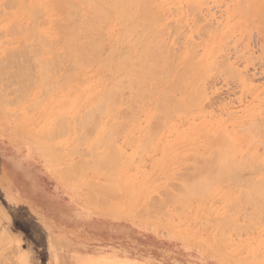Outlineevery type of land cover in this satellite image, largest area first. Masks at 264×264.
I'll return each mask as SVG.
<instances>
[{"label":"rangeland","instance_id":"1","mask_svg":"<svg viewBox=\"0 0 264 264\" xmlns=\"http://www.w3.org/2000/svg\"><path fill=\"white\" fill-rule=\"evenodd\" d=\"M256 1L257 0H251L253 4L255 3L257 4H255L254 6L250 5L251 7L248 8L250 12H252L253 9L257 10L259 7L260 9L262 8L263 5L262 2L264 3V1L262 0L261 1L258 0L257 2ZM71 2L72 4H70ZM81 2H82L81 0L80 1L78 0H49V1L45 0L44 1L43 0V2L42 0H25V1L16 0V2L14 0H0V71L6 70L7 74L10 76L9 77L7 75L8 79L11 78V80L9 79L7 82L10 83L9 81H12L15 84L14 85L12 82H11L12 84L11 83L8 84L6 82L7 83L6 85L5 80L0 78V90H2L0 92V96L1 93L4 92L0 98L1 100L0 105L2 106V107L0 106V264H75L72 261L73 254L77 257V259L90 258L93 256V258H95L96 260H100V259L103 261L120 260L121 262L123 261V263L129 261L127 262L128 264H242V263L264 264V216H263L264 214L262 213L264 212V203L263 201L262 202L254 201L256 206L258 207L256 206L252 207V205H254V202L252 201L251 202L252 208H251L250 206L243 204L246 201V199L244 198V196H242V194H240L242 192L241 190L243 189H244L243 191L244 193L245 190L247 192L248 189H249L248 191H251L250 189H253L251 185L254 184H249L248 182L251 181L250 183H252L254 181L257 182L264 180V170H262L264 167L262 165L264 164V132H263L264 129L262 130L261 128L260 130V125L264 122V116H263L264 114V30L263 29H262L263 31L260 30L261 27H260L259 14L255 16L250 14L247 17L248 14H245L242 10H240L241 8H238V6L240 7V5L237 4L238 2H240V0H167V1L162 0L161 2L160 0H150L149 3L147 2L148 3L147 5H145L146 4L145 2L144 4L142 3L141 9L142 7L144 8L147 7L146 9L148 10L154 8L151 10L152 13L153 12L155 13V11L156 13L157 11L160 12L158 17H160L162 14L160 18L157 17L156 19L158 20L157 23H155L156 25L158 24L157 27L155 26L156 29L154 31L153 29H151L152 31H150L153 32V34L150 33L149 35L147 31H146L147 33L146 32L143 33L142 31H140V29H134L135 33L130 35L131 37L129 35H125L126 37L127 36L129 37L128 39L126 37H123L122 33L119 35L120 31L123 32V29H120L122 27V23L120 25L119 23L120 19H118L119 18L118 13L115 14L113 12L111 14V17L109 16L108 18L104 19L106 20V22L101 21L100 22L101 24L99 23L98 31L97 30L96 32L94 31L95 34L92 35L93 38H96V41L99 38L101 41L100 44L98 43L99 40L97 41V44L99 46L97 47L101 49H99L98 51L94 50V52H98V53H96L97 55H92L95 56V58L92 57L93 58L92 60L90 55L93 54V50L89 51L91 52L89 54L86 53L87 55L84 54L85 56L83 55L84 58H82L80 55L72 56V54L71 55L68 54L69 52L66 53L67 52L66 49H62L63 47H65V43H64L65 38L63 37L67 35L65 30L66 27L63 23L67 22V24L65 23L67 26L73 23L74 19H76L79 16H80L79 18H83L87 15L88 16L90 15L88 6L87 5L85 6V3H81ZM164 3L165 5H163ZM63 5L65 8L69 7V9L67 8V10H65ZM61 6L64 9V11L63 10L61 11ZM149 6H151L150 9ZM24 7L25 10L30 9V11H25ZM235 7H237V10ZM156 8L158 9L156 10ZM33 9L35 12L34 13L35 16H37L36 18L33 17V15H30V12H33ZM37 9H39L40 12H37L38 11ZM85 10H87L88 12ZM74 11L77 13L79 12L78 16L76 17L74 16L75 15ZM69 12L71 13V15H69L70 14ZM241 12H243L244 14ZM36 13H38V15ZM72 13L74 15H72ZM240 13L243 18H245L246 16V18L248 19L250 18V19L249 20L243 19L240 16ZM68 16L70 20H68ZM255 17L257 18L255 19ZM79 18H77V20ZM161 18H162V22L159 21V19L161 20ZM31 19L33 20V22H31ZM43 19L45 22L43 21ZM253 19H255V21ZM252 20L253 22H251L250 24V21ZM16 23L18 26H16ZM55 23H57V26L63 24L64 27L62 26L63 27L62 28L60 26L59 28L58 26L57 28H55L56 27ZM208 24H210V27ZM216 24L219 26V28H217L218 26ZM11 25H13L14 27ZM44 26H46V28ZM17 27H19L20 29ZM29 27L30 29L31 28L32 29L30 30ZM159 27H162L163 31L161 29L160 31H158ZM49 30L51 31V33ZM156 30L157 32H160L158 33L159 35L160 34L162 35L157 37L156 34H154ZM35 31L37 37L41 36L40 38L42 39L46 38L47 42L45 41V43L47 45L44 42H42L43 40H41L40 38L39 41L38 38H34L36 36L33 37L32 34L35 35ZM37 32L39 33V36ZM97 32L99 34L96 35ZM136 32H140L138 34L139 35L142 34V35L140 36L141 39L136 43L138 44V47L136 45V48H134L132 47V44L135 42V40L132 42V44H130L131 42L130 38L137 35ZM144 34L145 35L147 34L150 37L146 35L145 38L147 37L148 38L143 39ZM94 35H96L97 37H95ZM153 35L156 36V38L154 37L155 39L153 41L152 40L150 41ZM83 37L82 35L80 36L81 38L80 41L82 42L83 40L85 41L86 39V37L85 38ZM120 37L123 40L122 39L119 40ZM124 38H126L127 41ZM112 39H115L116 42L118 40V43L119 41H121V44L125 40L124 43L127 45L125 46L124 43L122 46L118 43H117L118 45L114 44L116 42ZM142 39L143 41H141ZM48 40L49 41L51 40L50 41L51 43L48 42ZM158 40H161L163 42L160 43V45H162L163 47L159 46L158 43L157 45H155L156 43L152 44L153 42L155 41L157 42ZM144 42L146 45L144 44ZM36 43L37 44L39 43V46L36 45ZM41 43H44L45 47ZM112 43L117 47L111 45ZM25 44L27 49H24ZM32 44H35V46ZM40 46L41 47L43 46L42 48L45 51L42 50ZM50 46L51 48H49ZM148 46L149 47L157 46L154 49L151 48L154 51L157 48L160 49L157 50L158 52L155 51L156 53L154 51L152 52L155 53L154 55H152L155 59L157 55L159 56V53L161 52V48H164L165 50L162 49L164 50L162 51L164 54L162 58H164V61H166L167 59L166 62L168 64L170 61L173 62V63L170 62L171 64H169V65H173L172 70H171V66H169L167 63L165 62L160 63L159 68L163 67V65H165L164 68L165 67L166 68L165 69L163 68V70L160 71L158 69L159 72L157 73L158 75L154 78L155 80L149 79L150 81L145 80V82L143 83L145 85L143 87L148 86L147 87L148 92L145 91L146 88L144 90L140 88L141 86L136 87L137 86L136 84H135L136 86L134 84L131 85L132 83H135V81L134 82L129 81V84H127L126 83L127 81H125L128 89H126V85L123 84L125 86V88H122L125 89L123 94L128 93L130 90L133 91L132 93H134L136 89L139 88V91L137 90L138 93H136L137 92L136 91L133 94L135 98L133 97L131 92H129L130 94L128 93V95L127 94L125 95L128 96V98L127 97L121 98L124 95H122V93L119 92L118 96L116 97L118 92L116 93V91H112L113 92L112 93L110 91V87L108 89L106 87L109 85H111L112 87V85H114L112 89L115 90L114 88L117 84V81L119 83L117 84V86H119L121 80V79L118 80L119 78L117 79L116 77L124 76V78H122L124 80L125 76H128L126 72L130 74L129 71H127L126 69H124V67H122L120 62L128 59V56H126L128 54L129 56L138 59L136 55L137 54L139 55V53L143 54L141 52H144L145 47ZM112 47L115 48L113 49ZM126 47L127 49L124 50V48ZM116 48L117 51L119 50L118 48H120L122 52H119L120 50L118 52L115 51ZM132 48L133 50H131ZM108 49L109 50L111 49L110 50L111 52L108 51ZM169 49H171L170 51L172 54L169 53L170 52ZM49 50H52L54 52H52V54L50 55L48 54L50 53ZM42 51H44L43 53H45V55L41 54ZM46 51L48 52L46 53ZM116 52L117 54H115ZM125 52L126 55H124ZM105 53H109V56H107L108 54H106L107 56L106 57ZM111 53L112 55H114V57L110 56ZM168 53L171 55L170 57L169 55H167ZM57 54H60L61 57H59ZM120 55L121 56L123 55L126 58L124 57V59H122L123 58L122 56L120 60L119 59L121 57ZM192 55L194 56L192 57ZM78 56H80L82 60L79 59L77 61H79L80 63L84 61L83 62L84 65L82 64V66H80V63L76 62ZM89 56L91 60L88 58ZM104 56L105 58H103ZM167 56L168 58H166ZM72 57L73 59H71ZM112 58L113 59L115 58L114 61ZM57 59L58 61H55ZM88 59L91 62L88 61ZM68 60L70 61L69 68H68L69 65ZM38 61L39 63H37ZM41 61L43 62L41 63L43 64V66L46 63H49V65L47 66L45 65L46 67L44 66L46 69H48L51 66L50 64H52L51 62L53 61V66L50 67L51 70L49 69L50 71H46L45 68L43 69V66L41 67V65H39ZM112 61L113 63H111ZM62 62L63 64H61ZM188 62L189 65H187ZM107 63H109L110 65L109 64L107 65ZM224 63L227 64L225 65ZM119 64L121 68H119ZM18 65L20 67L27 65L29 66L24 67V69L22 68L23 72L20 74L19 72H17L19 71V69H17ZM175 65L176 67H174ZM14 66H16L15 68L17 69V71L14 68ZM168 66L170 67V69H167ZM36 67H38V69H40L41 67L43 71L41 69L38 70ZM112 67L114 69L113 71H115V72L112 71L113 73L110 71ZM185 67H187L189 70L193 71L194 73L186 74V75H184V73L180 74L179 72L184 70ZM228 67L230 68L228 69ZM66 68H68V71ZM117 68H119V70H117ZM187 68H185V70H188ZM53 69L56 70L58 69V71L55 72V70ZM168 70L171 71V74L167 73ZM36 71H38V73ZM51 71H54L53 74L55 73L56 74L53 75L49 73ZM116 71L118 72L117 75H115ZM30 72L33 75L29 74ZM163 72L166 73V74L164 73L166 77L163 76ZM40 73L42 75L41 77H39ZM71 74H73V77ZM67 77L69 78L71 77V79L66 81ZM98 77L100 79H98ZM29 78H31L32 80ZM62 79L65 81L62 82ZM161 79L164 80L162 81ZM20 80L25 82L23 83V85L25 84V87L21 85L22 83H19ZM41 80H44L48 83L45 82L46 83L45 85L44 81ZM156 80L157 82L161 81L159 82L160 85H158V87L157 84H155ZM14 81L16 82L18 81V82L16 83ZM55 82H57L58 85H56ZM29 83H31L32 85ZM43 83L45 88L43 87ZM59 83L60 84L62 83L63 85L65 84V86L62 87L63 90L61 87L58 88L60 86ZM181 83L186 87H184V89H177V87ZM49 84H51V86L53 85L52 86L53 89ZM62 84L61 86H63ZM152 84H154V86ZM173 84H176V86H173ZM151 85L160 94H163L161 92L163 91V89H166L167 86L169 87V88L167 87L168 88L167 100L169 101L166 100V102L167 105L169 104L168 106H171V108H167L166 111H164V113L162 112L163 110H161L162 113L157 112L159 110L158 104H157L158 110H156L157 108H155L156 106L154 105L156 104L155 100L158 98H160L159 100H161V97H154L155 98V100H153L154 104L152 102V95H159V93L151 92L152 91L151 89H153ZM103 88L106 90V93L109 90V93L107 94L104 93L106 95V98L104 99V101H102L103 98H101L100 101V97L101 95H104L102 93L103 91H105ZM133 88L135 90H133ZM120 89L121 87L119 88V90ZM149 89L152 94L149 93ZM174 89H176V91ZM40 90L44 92V96H42L43 93H40L41 92ZM140 90L143 92V94L147 92L146 93L147 95L144 94L145 95L144 96L140 92ZM195 90L201 92L196 94ZM78 93H80V95ZM111 93L112 94L115 93V95L111 96ZM120 93L122 96H120ZM108 94H110L109 96H111L110 100L111 99L114 100L118 98V102L120 101L122 105L120 104V102L119 103L114 102L115 105L113 104V102L111 104V102H109L110 100L109 99L107 100ZM130 95H132V99H130L131 98ZM195 95L197 96L194 97ZM139 96L140 98H137ZM147 96H149V98ZM143 97L146 98V100H143ZM4 98L7 100L5 101ZM2 99L6 103L2 101ZM14 99L18 101L15 102ZM120 99L121 100L125 99V100L121 101ZM133 99H135V101L139 99L140 102L138 100L136 102L134 101L135 102L134 105L136 109L139 106V111L138 109L136 110V113L138 112L137 115L135 114V112H133V117L135 115L136 117H134L135 120L131 121L130 120L132 118L131 110L135 108L133 105L134 102L132 103ZM182 99L183 101L187 100V103L186 105L184 104L180 106L179 104L182 103L181 102ZM11 100H13L15 103L12 104ZM130 101L132 104L129 105H132L133 108H131L132 106L131 107L128 106V103H130ZM9 102L12 105H9ZM105 102L106 105L107 102L109 106L113 105L110 106L113 109H109L108 105L107 107L104 106ZM143 102H146V104ZM60 103H62L61 106ZM138 103L139 105H136ZM95 104H97L98 107L102 104L100 109L104 107V113L103 111H99L100 109L97 110V108H94L95 111L96 110L98 111L97 114L99 115L97 116H99V118L96 116L97 111L92 112L93 110L92 108L97 106ZM150 104L152 105V107ZM164 104L166 103L164 102ZM71 106H75V107H71ZM178 106H180V108ZM129 107L131 108V110L128 109ZM49 108L50 111H48ZM67 108L69 110L64 111ZM88 109L89 110L92 109L89 112V114L91 112L95 113L92 114L91 116L94 115L95 116L94 118L97 117L96 119H99L100 122L97 123V127H95V129L91 127L92 129H94L92 131L93 132L92 134H91L90 126H93L97 121L94 123V120H92L94 124L93 123L91 124L93 125H90L88 123L89 120H86V118L89 117L87 115V112L89 111ZM170 109L172 110L171 112L174 116H172V114L170 115L171 113L169 111ZM167 110L169 113L167 112ZM82 111H84L85 113L83 114ZM132 111H135V109ZM14 112L15 114H13ZM60 112L62 114H60ZM128 112L131 114V118H130V114L129 115L127 114ZM154 113L155 114L157 113V115H155ZM166 113L167 115H170V117L167 116L169 119L165 118ZM15 115L17 118L20 117L18 119L16 118V121H15ZM23 115L24 118L21 117ZM38 115L41 116L42 118L39 117ZM65 115L66 117L68 116L67 117L68 120L67 119L64 120V118H66ZM76 115L78 118L76 117ZM114 115L116 116L114 117ZM159 115L161 117H157ZM47 116L49 117L47 118ZM81 116H83V119H81ZM84 116L87 117L85 118ZM152 116L153 117L155 116L156 123L153 122L154 118ZM57 117H61L59 118V120L60 119L62 120L59 121ZM116 117L118 118L117 120L114 119ZM124 117L125 119L129 118V122L131 121V123L127 125L126 122H128V120L124 122L123 121L125 120L123 119ZM156 118L158 119L162 118L160 120L161 123L159 122L158 119L156 121ZM255 118H257V120H259L260 122L255 123L256 122ZM56 119L57 121L59 122L62 121V122L59 123L56 121ZM166 119L167 122L165 121ZM253 119L255 121L254 122L255 125L254 123L252 125L254 126L250 125V123L253 122ZM63 120L66 121L65 122L66 124H64ZM150 120H152L151 121L152 124H155L154 126L152 125V128L154 127L153 128L154 131L151 129V127L149 128V126H151L148 125L150 123L149 122ZM250 120H252V122ZM79 121L81 125L83 123L86 126L90 125L89 126L90 129L86 126L85 127L90 130L91 136H89L90 134L87 133V131L89 132V130H87L84 127V125H82L85 128V130H87L86 133L88 134L86 135L87 140L84 143L81 140H83L84 138L85 141V132L82 130L84 129L83 127L81 130L80 128H78L81 127V125L78 126ZM86 121H88L87 123L89 125L87 123L85 124ZM114 121H119V123L121 122L120 124H122L120 126L123 125L124 126L120 128L118 127L119 129L114 128L115 131L119 130L117 131L118 135L114 137L115 136L114 134V136L112 135L114 138L111 137L110 139L111 134L114 133L111 132L114 131L112 130L113 127L115 126L114 125L115 123H113ZM123 122L125 124H123ZM157 122L160 123L163 126V128H161L162 126ZM25 123H27L26 126ZM19 124H21L22 126ZM245 124L252 127V128L249 127L250 128L249 131L251 135L248 134L253 139L252 142L248 139L250 138V136H248L247 134L244 135L245 133H242L243 129L244 132H246L245 131L246 129L244 128ZM42 125L43 127L41 128ZM61 125L63 126L60 127ZM109 126L111 130L108 129ZM76 127L78 128L76 129L78 130V132L77 131L75 132ZM148 128L151 132H147ZM106 129H108L107 133L109 139L111 141L115 139V142L112 141L111 143V141L107 139V141L110 142L109 144L106 140L103 141V139H100L102 138L100 136H103V132H105L106 134V135L104 134L103 137L107 136ZM59 130L60 131L62 130L61 133L59 132ZM65 131L66 133H63ZM81 131L84 133H82ZM217 131L220 132V134L225 133L229 139H227V137L224 135H222L224 136V138H222L219 135L215 136V134H217L216 133ZM39 132H42L43 134L41 133L42 134L41 135L39 134ZM80 132L82 133V135L84 134L82 139L80 137L81 136ZM144 132L145 133L147 132V134L149 135L147 134L144 135ZM152 132L153 134L156 132L155 133L156 135L155 134L153 135ZM258 132L262 133L261 138H259L260 144L259 142H257L258 143L257 144L254 141L256 139L258 140V134H259ZM48 133H49V139L47 138ZM52 135H55V137L57 136V138H55L54 136L53 137L55 139L51 138L50 136ZM205 135L206 138L204 137ZM59 136H61V138H59ZM88 136L89 138H87ZM130 136H131V140L127 141L128 139H130L129 138ZM148 136L152 140H150ZM75 138L76 140H73ZM99 139L100 142L98 143ZM141 139H143L142 140L143 142L140 143L145 142L146 144L144 143L142 144V146L140 144V147H138L139 140ZM76 141H80L81 143ZM146 141L150 143L147 144ZM51 142H53L54 144ZM93 142L95 143L92 144ZM104 142H107L106 144L107 146L105 145ZM77 143L80 144L78 145L79 147L76 145ZM97 143H98V148L96 145ZM244 144L246 147L244 146ZM75 145L77 146L78 150L79 148L80 150H82V151L79 150L82 155L79 153L78 150L75 149L76 148ZM91 145L93 148L91 147ZM94 145L96 146L94 147ZM39 146H41V148ZM108 146H111V148ZM112 146L116 152L115 153L116 156L114 154V150ZM224 146L225 149L226 148L228 149V153L232 154V156H235V158H232L231 155L228 156L229 154L225 153L227 154L226 156L232 158V160L234 161L238 158L236 160L237 163L235 161L237 165L236 171L233 174H230L232 175L233 179L231 178V176L230 177L227 176V178L225 179H222L223 178L222 176L217 177L218 179L220 178L222 179L221 182V180H217V178L215 180V178H213L214 183L212 184L213 182L212 179L208 180L209 184L211 183V185H207L208 184L207 183L206 186L205 185L206 177H202L201 183L203 181L204 185L203 184L202 185L204 187L206 186L208 190L206 192L204 191L203 195L200 193V191L197 192H199L200 195L202 196H204V194L206 196L201 197L199 193H198L199 196L198 195L196 196L193 193L192 194L189 193L192 196H188L187 199L188 194L187 195L185 194L186 195L185 196L183 193V197H182V195L179 193V190L183 189L181 187L183 186V183L186 182V179L187 181L189 178L190 180L195 179L197 176L195 175L196 172L199 173L200 171H202L204 166L205 168L207 167L206 169L213 168V162L211 161L215 156H212L213 154L210 156V154L208 155V153L212 151L217 155L220 152L219 150L222 149L225 150ZM84 147L88 149L85 150ZM109 148L112 150L111 154H109L111 151ZM241 148H244L243 151L246 153V154L244 152L241 153V156L244 154L246 155V156L245 155L242 156L244 159L241 156H238V152L241 151L240 150ZM108 149L109 151H107ZM213 149L218 151L217 152L213 151ZM66 150L69 151L66 152ZM89 150L91 151L90 152L91 154L89 153ZM103 151L104 153H101ZM206 151L208 153L205 154ZM235 151L237 152V154L235 153ZM84 152L87 153L85 154ZM98 152L101 154H99ZM174 152L176 153V155L174 154ZM251 152L253 154H251ZM94 153H96L95 156L97 157H93ZM105 153H107V156L113 155L115 157L116 160H113L115 164L112 163L113 161L109 160L110 158L113 159L114 157L112 156L107 157L105 156ZM170 154L172 155L170 156ZM257 154L258 156L259 155L260 156L257 157L258 158L257 160L256 159L255 160L258 161L260 165H258V162L254 161V158H256L255 156H257ZM206 155L207 158L209 156L212 158L210 159L204 158L206 157ZM73 156H75V158ZM76 156L82 160H79ZM104 156L107 158H104L102 161V158ZM168 156L170 157V159ZM247 156L249 157L251 156V158H249L251 161L248 159L249 160L248 163H247V158H248ZM95 158L97 160L101 159L102 162L96 161ZM46 159L49 160V164L47 163L48 160ZM76 159H78L77 162ZM94 160L96 161V164L97 162H99L98 165L100 163L102 165L94 166L95 164ZM195 160L198 163H196ZM207 160H209V162L211 163H208ZM72 163H75V165ZM253 163L254 165H252ZM76 164H78V166L83 165L82 170H84L85 168L87 170L81 172L79 167H76L77 166ZM247 164H249V168H246L247 169L246 170L244 169V167L245 166L247 167ZM104 166L106 168H103ZM195 166H197V168ZM239 166H244V167L240 168ZM254 166L257 167L254 168ZM67 167H69L68 168L69 171L66 172V170H68L66 169ZM116 167L117 168L119 167V169L121 170L117 169ZM168 168H170L171 170ZM195 168L196 169L199 168V171H196ZM206 169H203V171H206ZM237 169L240 170L238 171V173H237ZM243 170H245L246 172ZM70 171L72 172L73 176H71ZM97 171L99 172V174ZM86 172L89 175L86 174ZM110 173L112 176H114V178L113 177L111 179L109 178ZM236 173L239 176H237ZM82 174L84 176H82ZM246 174H248V177L244 179V177L247 176ZM79 176H81V178ZM234 176L237 177L235 178ZM229 178H231L233 181H231V179ZM238 179H240L242 182L239 181ZM83 180H85V182ZM86 182H88L89 185L92 186L90 187L91 189L95 187L93 191L96 190L97 184L99 185L97 187L96 193L99 192L98 188L99 189L104 188L103 186L105 185H102V183L108 185L115 183L110 187L109 186L107 187V185L105 186L107 187L104 188V191L106 189V195L103 189L99 193L101 195L104 194L103 200L104 198H107V201L110 202H107L106 204V202H104L106 200L104 201L101 200V202L105 204L101 203L99 201L101 197L98 196L99 194H95V192H93L91 189H90L91 191H88L85 188L87 186L89 188V185H87ZM85 183L87 186L85 185ZM93 184L96 186H93ZM234 184L237 185L240 184L242 188L240 186L235 187ZM108 188H111L109 189L111 192L110 191L108 192L111 197L107 193ZM184 189L182 190L183 192ZM77 190L80 191L77 193ZM238 192L241 198L238 197L239 196ZM173 193H175L174 195L175 197L172 196ZM114 195L115 196L117 195V198L115 197L116 199L115 198L111 199L112 197H114ZM163 195H165V198ZM170 196L172 201L175 200L174 202L169 200ZM235 196L238 197L237 199L238 201L235 200L236 202L234 201ZM172 197L176 199H172ZM166 198L167 200H164ZM157 199L159 200V204L158 202H156L158 201ZM160 199L161 202L164 203H161ZM239 199H241L240 201L242 204L239 202ZM152 201H155L153 202L155 203L154 204L155 207L158 205L157 209L164 208L160 211V212L164 211V213L160 214L159 212L158 214L157 211V215L155 214L156 216L152 215L157 210L156 208L153 209L154 206L151 205ZM231 201L235 206L233 207L229 206V203H231ZM248 202L249 204H251L250 201ZM148 203L150 204V206ZM188 203H190V205ZM238 203H240V205H244V207L246 208L244 207H243L244 209L240 208L241 206L237 207ZM145 205H148L147 210L150 211H154L155 209L156 210L154 212H151V214L150 213L146 214L148 211L147 212L145 211L146 210ZM214 206H216V208ZM173 207L176 209H174ZM178 207L180 209H178ZM234 207H236L237 211L240 212V213L236 212L235 209V212L237 214L239 213V216L241 215V212L243 210H244L243 212H247L249 213V215H246L245 213L244 216L243 215L244 213L242 212L243 216L239 217L237 214L236 216H234L235 214ZM207 208H210V210H207ZM227 208L232 210L230 211ZM132 209H134L135 211ZM140 210L142 212L144 210L146 213L145 212L141 213ZM250 211L257 212V214L255 213L256 221L252 220L254 216L251 217V220L256 222V226L255 224H253V226L250 225L252 221H249L250 222L249 223L248 222L249 219L246 221V219L253 214V212L252 214H250ZM211 212H213V214H211ZM150 215L152 217H149ZM212 216L213 217L217 216L216 217L217 219L215 220L214 218L212 219ZM222 216L225 217L226 219L223 218L222 220ZM226 216H228V221L229 220L231 221L229 222L227 221L225 225L228 223H231V225L239 224V226H242L243 228L240 227L241 229L237 230L235 229V227L239 228L237 225L234 226V229L228 228L227 226H230L229 224L225 227L228 229L218 227V226H222L221 223L218 221L225 220L226 222L227 220ZM211 219L213 221L210 222ZM216 221L217 224L220 223L218 226L217 224H215ZM213 224L215 226H213ZM212 227L214 228L212 229ZM217 228H220L218 229L220 231H218ZM20 229L24 230V233L35 237L38 240V244L32 243L31 241L24 238ZM221 229H224L222 233H220ZM216 230L218 231L219 235L216 234L217 233ZM226 231H228L227 233H225L227 234L226 236L228 237H226L225 234H223V232ZM221 235L228 240H225L222 237L225 241H223L222 239V241L219 243L221 239ZM41 236L43 237L44 240L40 244ZM218 236H220L219 241L217 240L218 238H216ZM215 238L217 241L215 240ZM223 242L224 244H222ZM216 246L218 247L216 248ZM49 250H55L56 253L54 254L57 255V259L54 258L55 259L54 260L48 256ZM221 251L223 253H221ZM256 251L258 252L259 257L258 255L255 256L253 255L256 254ZM240 258L244 259L242 260L243 262L240 261L241 260Z\"/></svg>","mask_w":264,"mask_h":264},{"label":"bare ground","instance_id":"2","mask_svg":"<svg viewBox=\"0 0 264 264\" xmlns=\"http://www.w3.org/2000/svg\"><path fill=\"white\" fill-rule=\"evenodd\" d=\"M14 1L16 2V0H14ZM24 1H25V0H24ZM44 1H45V0H44ZM48 1H49V0H48ZM78 1H80V0H78ZM81 1H82L81 3H85V6H86V5L88 6V9H89V11H90V12H89L90 15H89V16H88V15L85 16V14H84L85 17H83V18H79V17H80V16H79V17H77V18H79L78 20H77V18L74 19L73 23H71V24H69V25H67V26H66L67 22H65L66 24L63 23V24L65 25V27H66L65 30H66L67 35H65V36L63 37V38H65V42H64V43H65V47H63V48L61 47V48H62V49H66V50H67L66 53L69 52L68 54H70V55L72 54V56H73V55H76V56H77V55H80L82 58H84V56H85L84 54H86V53L89 54V53H91V52H89V51H92V50H93V54H91L90 56H91V58H92V57L95 58V56H92V55H97L96 53H98V52H94V50H97V51H98L99 49H101V48H98L99 46H98V44H97V41H98V40L100 41V38L96 41V38H93L92 35L95 34L96 30L98 31V28H99L98 25H99V23H100L101 21H105V22H106V20H104V19L108 18L109 16L111 17V14H112L113 12H114L115 14L118 13V17H119V18H118V17H117V18L120 19V21H119L120 25H121V23H122V27H121L120 29H123V32L120 31L119 35L122 33L123 37H126L125 35H129V36H130V35L134 34V33H135V30H134V29H140V31H142L143 33L147 31L149 35H150V33L153 34V32H150V31H152L151 29H153V31H154V30L156 29L157 25H158V24L156 25L155 23H157V21H158V20H156V19H157V17L159 16L160 12L157 11L158 14L156 13V11H155V13H154V12L152 13L151 10L154 9V8H152L151 10H148V9H146L147 7H145V8L142 7V9H141L142 3L144 4V2H145V3H146L145 5H147V4L150 2V0H81ZM161 1H162V0H160V2H161ZM166 1H167V0H166ZM241 1H242V0H240V2H241ZM257 1H258V0H257ZM257 1H256V2H257ZM260 1H261V0H260ZM262 1H264V0H262ZM4 2H5V1H4ZM42 2H43V0H42ZM60 2H61V1H60ZM64 2H65V1H64ZM64 2H63V3H64ZM76 2H77V1H76ZM147 2H148V3H147ZM168 2H169V1H168ZM240 2H238V4H237V5H240V7L238 6V8H241L240 10H242L245 14H248L247 17H248L250 14H251V15H254V16L259 14V20H260V27H261V28H260L259 26H258V27L260 28V30H262V29L264 30V3L262 2L263 5H262V8H261V9H260V7H259L257 10H254V9H253L252 12H250V10L248 9V8L251 7L250 5L254 6V5L257 4V3L253 4V3L251 2V0H243L241 3H240ZM22 3H23V2H22ZM40 3H41V2H40ZM173 3H174V2H173ZM38 4H39V3H38ZM61 4H62V3H61ZM68 4H69V3H68ZM70 4H72V2H71ZM70 4H69V5H70ZM73 4H74V3H73ZM64 5H65V4H64ZM64 5H63V7H64ZM76 5H77V4H76ZM149 5H151V4H149ZM163 5H165V3H164ZM190 5H191V4H190ZM190 5H189V6H190ZM20 6H21V5H20ZM27 6H28V5H27ZM34 6H35V5H34ZM67 6H68V5H67ZM78 6H79V4H78ZM85 6H84V7H85ZM139 6H140V7H139ZM143 6H144V5H143ZM241 6H242V7H241ZM59 7H60V6H59ZM72 7H73V6H72ZM150 7H151V6H149V9H150ZM152 7H153V6H152ZM190 7H191V6H190ZM18 8H19V7H18ZM27 8H28V7H27ZM27 8H26V9H27ZM35 8H37V7H35ZM35 8H34V9H35ZM64 8H65V7H64ZM67 8L69 9V7H67ZM67 8H65V10H67ZM139 8H140V9H139ZM143 8H144V9H143ZM192 8H193V5H192ZM235 8H236V10H237V7H235ZM252 8H253V7H252ZM28 9H29V8H28ZM34 9H33V12H30V15H33V17L36 18L37 16H35V14H34V13H35V12H34ZM57 9H59V8H57ZM75 9H76V7H75ZM79 9H80V8H79ZM81 9H82V7H81ZM157 9H158V8H156V10H157ZM171 9H172V8H171ZM20 10H21V9H20ZM24 10H25V7H24ZM37 10H38L37 12H40L39 9H37ZM62 10L64 11V9H63L62 6H61V11H62ZM72 10H74V9H72ZM112 10H114V11H112ZM162 10H164V9H162ZM192 10H193V9H192ZM236 10H235V11H236ZM25 11H30V9H29V10H25ZM77 11H78V10H77ZM79 11H80V10H79ZM85 11H87V10H85ZM85 11H84V13H85ZM70 12H71V11H70ZM70 12H69V13H70ZM72 12H73V11H72ZM74 12H75V11H74ZM87 12H88V11H87ZM243 12H241V13H243ZM54 13H55V12H54ZM164 13H165V12H164ZM241 13H240V16H241ZM244 13H243V14H244ZM36 14L38 15V13H36ZM58 14H59V13H58ZM74 14H75V15H74ZM74 14L72 13V15H74V16L76 17V16H78L79 12H78V13L75 12ZM76 14H77V15H76ZM156 14H157V15H156ZM30 15H29V18H30ZM69 15H71V13H70ZM238 15H239V14H238ZM161 16H162V14H161ZM161 16H160V17H161ZM33 17H32V18H33ZM72 17H73V16H72ZM160 17H158V18H160ZM241 17H242V16H241ZM250 17H251V16H250ZM60 18H61V17H60ZM117 18H116V19H117ZM242 18H243V17H242ZM256 18H257V17H255V19H256ZM260 18H261V19H260ZM41 19H42V18H41ZM63 19H64V18H63ZM71 19H73V18H71ZM114 19H115V18H114ZM243 19L249 20L250 18L248 19V18H246V16H245V18H243ZM255 19H253V20L255 21ZM64 20H65V19H64ZM68 20H70V19H69V16H68ZM110 20H111V19H110ZM155 20H156V22H155ZM253 20L250 21V24H251V22H253ZM34 21H35V20H34ZM40 21H41V20H40ZM40 21H39V22H40ZM43 21H44V19H43ZM54 21H56V20H54ZM66 21H67V20H66ZM71 21H72V20H71ZM114 21H115V20H114ZM159 21L162 22V18H161V20L159 19ZM217 21H218V20H217ZM243 21H244V20H243ZM31 22H33L32 19H31ZM44 22H45V21H44ZM109 22H110V21H109ZM248 22H249V21H248ZM61 23H62V22H61ZM220 23H221V22H220ZM55 24H56V27H55V28H57L58 26H59V28H60V26H61V27H62V26L64 27L63 24H62V25H58V26H57V23H55ZM58 24H59V23H58ZM100 24H101V23H100ZM218 24H219V23H218ZM221 24H222V23H221ZM224 24H226V23H224ZM250 24H248V25H250ZM253 24H255V23H253ZM32 25H33V23H32ZM110 25H111V24H110ZM120 25H119V26H120ZM167 25H168V24H167ZM208 25H209V27H210V24H208ZM216 25H217V24H216ZM11 26H13V25H11ZM16 26H18L17 23H16ZM37 26H38V25H37ZM105 26H106V25H105ZM155 26H156V27H155ZM174 26H175V25H174ZM178 26H179V25H178ZM202 26H203V25H202ZM217 26H218V25H217ZM251 26H252V25H251ZM13 27H14V26H13ZM20 27H21V26H20ZM44 27L46 28V26H44ZM52 27H53V26H52ZM63 27H62V28H63ZM100 27H101V25H100ZM113 27H114V26H113ZM165 27H166V26H165ZM167 27H168V26H167ZM176 27H177V26H176ZM206 27H207V26H206ZM213 27H214V25H213ZM245 27H246V26H245ZM17 28H19V27H17ZM48 28H49V26H48ZM114 28H115V27H114ZM114 28H113V29H114ZM217 28H219V26H218ZM246 28H247V27H246ZM19 29H20V28H19ZM22 29H23V28H22ZM29 29H30V27H29ZM31 29H32V28H31ZM31 29H30V30H31ZM42 29H43V28H42ZM101 29H102V28H101ZM115 29H116V28H115ZM117 29H118V28H117ZM160 29L162 30L163 28H162V27H159L158 31H160ZM200 29H201V28H200ZM257 29H258V28H257ZM23 30H24V29H23ZM35 30H36V29H35ZM263 30H262V31H263ZM49 31H50V30H49ZM94 31H95V32H94ZM136 31H137V30H136ZM162 31H163V30H162ZM162 31H161V32H162ZM213 31H214V28H213ZM262 31H261V32H262ZM22 32H23V31H22ZM27 32H29V31H27ZM32 32H33V31H32ZM56 32H57V31H56ZM113 32H114V30H113ZM147 32H146V33H147ZM216 32H217V31H216ZM20 33H21V32H20ZM25 33H26V32H25ZM37 33H38V32H37ZM44 33H45V32H44ZM50 33H51V31H50ZM60 33H61V32H60ZM115 33H116V32H115ZM136 33H137V35H135V36H133L132 38H130V39H131L130 44H132V42L135 40V42L132 44V47H134V48H136V45H137V47H138V44H136V43L141 39L140 36L142 35V34H141V35L138 34V33H140V32H136ZM158 33H160V32H157V30H156V32H154V34H156L157 37H159L160 35H162V34L159 35ZM165 33H166V32H165ZM225 33H226V32H225ZM262 33H263V32H262ZM23 34H24V33H23ZM26 34H27V33H26ZM58 34H59V33H58ZM97 34H99V33L97 32L96 35H97ZM113 34H114V33H113ZM157 34H158V35H157ZM32 35H33V37L36 36V37H34V38H38V40H39V38L41 37V36H39V33H38V36H39V37H37V35H36V31H35V35H34V34H32ZM32 35H31V36H32ZM60 35H61V34H60ZM81 35H82V37L84 36L83 38L86 37L85 41L83 40V42L80 41V39H81L80 36H81ZM96 35H94V36L97 37ZM107 35H108V34H107ZM146 35H147V34H146ZM146 35L144 34L143 39H147L148 37H150V36L147 35L148 37L145 38ZM215 35H216V34H215ZM89 36H90V37H89ZM100 36H102V35H100ZM156 36L153 35V36H152V39H150V41H151V40L153 41V40L156 38ZM220 36H221V35H220ZM58 37H59V36H58ZM91 37H92V38H91ZM121 37H122V36H121ZM121 37H120L119 40H121V39L123 38V37H122V38H121ZM130 37H131V36H130ZM154 37H155V38H154ZM117 38H118V37H117ZM126 38L128 39L129 37L127 36ZM126 38H124V39H126ZM40 39L43 40L42 42H44V43H45V41L47 42L46 38H45V39H44V38H43V39L40 38ZM127 39H126V41H127ZM143 39H142L141 41H143ZM32 40H35V39H32ZM112 40L115 41V39H112ZM122 40H123V39H122ZM27 41H28V39H27ZM39 41H40V40H39ZM50 41H51V40H50ZM50 41L48 40V42H50ZM99 41H98V43L100 44L101 41H100V42H99ZM114 41H113V42H114ZM141 41H140V42H141ZM144 41H145V40H144ZM150 41H149V42H150ZM115 42H116V41H115ZM124 42H125V40L123 41V43H124ZM39 43H40V42H39ZM39 43H38V44L36 43V45L39 46ZM44 43H41V44L44 46ZM50 43H51V42H50ZM117 43H118V40H117V42L114 43V44H117ZM123 43L121 44V41H119L118 44H120V45L122 46ZM154 43H156L155 45H157V43H158L159 46L163 47L162 45H160V43H163L161 40H158L157 42L155 41V42H153L152 44H154ZM41 44H40V45H41ZM45 44H46V43H45ZM58 44H59V43H58ZM118 44H117V45H118ZM124 44H125V43H124ZM130 44H128V45H130ZM134 44H135V45H134ZM144 44H145V42H144ZM144 44H143V45H144ZM28 45H29V44H28ZM28 45H27V46H28ZM32 45L35 46V44H32ZM46 45H47V44H46ZM48 45H49V44H48ZM50 45H51V44H50ZM53 45H54V44H53ZM59 45H60V44H59ZM101 45H102V44H101ZM105 45H106V44H105ZM111 45H113V43H112ZM111 45H110V46H111ZM120 45H119V47H120ZM126 45H127V44H125V46H126ZM145 45H146V44H145ZM38 46H37V48H38ZM43 46H42V47H43ZM97 46H98V47H97ZM113 46H115V45H113ZM159 46H158V47H159ZM170 46H171V45H170ZM170 46H169V47H170ZM186 46H187V45H186ZM42 47L40 46V48H41L42 50H44ZM44 47H45V46H44ZM102 47H103V46H102ZM115 47H117V46H115ZM115 47H112V48L114 49ZM128 47H129V46H128ZM130 47H131V46H130ZM155 47H157V46H153V47H149V46H148V47H145L144 52H141V53H143V54H140V53H139V55L137 54L138 56L141 55V56H140L141 58L138 57V56L136 55V57H137L138 59H135V58L129 56V54L126 55V52H127V51H126V52L124 53V55L128 56V59H126V60H124V61H122V62H120V63H121V65H122V67H124V69H126L127 71L130 72V74L127 73L126 71H124V72H126V74L128 75V76H125V79H126V80H125V79H124V80L122 79V78H124V76H120L121 78H120L119 76L116 77L117 79L119 78L118 80L121 79L122 82H121V80H120V85L117 86V84H119L118 81H117V84H116V86H115V88H114L115 90L112 89L114 85H112V87H111V85H109V86H107L106 88L108 89V88L110 87V91H111V92H112V91H116V93L118 92L117 95H116V97L118 96L119 92H121L122 95H124V96H122L121 93H120V96H122L121 98H123V97H124V98H126V97L128 98V96H125V95H126V94L128 95L129 92L132 93L133 91H131V90L129 91V90H128V91H129L128 93L123 94L125 89H122V88H125L124 85H126V89H128L127 84H129V81H130V82H131V81H133V82L135 81V83H132L131 85H133V84L135 85V84H136V85H137V86L135 85L136 87H138V86L140 87V86H141L140 88H142V89H144V90H145V88H146L145 91L148 92V89H147L148 86H147V87H143V86H145L143 83L145 82V80H146V81H150L151 79H154V78L158 75L157 73H158L160 70H163V68H164L165 65L162 64L163 67H160V68H162V69H160V68H159L160 63H164V62L167 63V62H166L167 59H166V61H164V58H162V57L164 56V54H163V52H162V51L165 50L164 48H161V47H160V48H161V52L159 51V52H160V53H159V56L157 55L156 59L152 56V55H154L156 52H158L157 50H160V49L157 48V49H155V51H156V52H155L154 50H152V49H154ZM166 47H167V46H166ZM191 47H192V46H191ZM191 47H190V48H191ZM46 48H47V47H46ZM49 48H51V46H50ZM96 48H97V49H96ZM110 48H111V47H110ZM151 48H152V49H151ZM190 48H189V49H190ZM24 49H27L26 44H25V48H24ZM118 49L120 50V48H118ZM125 49H127V47L124 48V50H125ZM139 49H140V47H139ZM139 49H138V50H139ZM162 49H164V50H162ZM167 49H168V48H167ZM177 49H178V48H177ZM37 50H38V49H37ZM59 50H60V49H59ZM110 50H111V49H110ZM110 50L108 49V51H110ZM119 50H118V51H119ZM129 50H130V49H129ZM129 50H128V51H129ZM131 50H133V48H132ZM138 50H137V51H138ZM170 50H171V49H169V51H170ZM26 51H27V50H26ZM44 51H45V50H44ZM44 51H42V53H41L42 55H43V54L45 55V53H43ZM106 51H107V50H106ZM115 51H117V48H116ZM118 51H117V52H118ZM153 51H154L155 53H152ZM189 51H190V50H189ZM193 51H194V50H193ZM47 52H48V51H46V53H47ZM49 52H50V53H48V54L51 55L52 52H54V51L49 50ZM63 52H64V50H63ZM110 52H111V51H110ZM113 52H114V51H113ZM117 52H116L115 54H117ZM119 52H122V51L120 50ZM94 53H95V54H94ZM127 53H128V52H127ZM169 53L172 54L171 51H170ZM169 53H168L167 55H169V57H170L171 55H170ZM191 53H192V52H191ZM106 54H108L107 56H109V53H105V56H106ZM113 54H114V53H113ZM160 54H161V55H160ZM36 55H37V54H36ZM36 55H35V56H36ZM54 55H56V54H54ZM57 55H58L59 57H61L60 54H57ZM83 55H84V56H83ZM86 55H87V54H86ZM210 55H211V54H210ZM210 55H209V56H210ZM35 56H34V57H35ZM80 56L77 57L76 62H79V61H77V60L81 59ZM90 56H89L88 58L91 60ZM102 56H103V55H102ZM105 56H104L103 58H105ZM107 56H106V57H107ZM110 56H113V57H114V55H112V53L110 54ZM115 56H116V55H115ZM120 56H121V55H120ZM122 56H123V55H122ZM122 56L119 58L120 60H121ZM174 56H175V55H174ZM193 56H194V55H192V57H193ZM14 57H15V56H14ZM34 57H33V58H34ZM36 57H37V56H36ZM100 57H101V56H100ZM124 57H125V56H123L122 59H124ZM52 58H53V57H52ZM85 58H87V57H85ZM103 58H102V59H103ZM125 58H126V57H125ZM166 58H168V56H167ZM180 58H181V57H180ZM210 58H211V57H210ZM15 59H16V58H15ZM55 59H56V58H55ZM71 59H73V57H72ZM71 59H70V61H71ZM89 59H88V61H90ZM109 59H110V58H109ZM112 59H113V58H112ZM114 59H115V58H114ZM114 59H113V61H114ZM174 59H175V57H174ZM202 59H203V58H202ZM36 60H37V59H36ZM38 60H39V59H38ZM81 60H82V59H81ZM84 60H86V59H84ZM92 60H93V58H92ZM177 60H178V59H177ZM187 60H188V59H187ZM189 60H190V59H189ZM20 61H21V60H20ZM26 61H27V60H26ZM53 61H54V60H53ZM53 61L51 62L52 64H50V65H51L50 67L53 66ZM55 61H58V59L55 60ZM70 61L68 60V62H69V63H68L69 65L67 64V65H68V68L70 67ZM88 61H87V63H88ZM103 61H104V60H103ZM106 61H107V60H106ZM113 61H112L111 63H113ZM173 61H174V60H173ZM190 61H191V60H190ZM190 61H189V62H190ZM11 62H12V61H11ZM27 62H28V61H27ZM64 62H65V60H64ZM66 62H67V60H66ZM83 62H84V61H83ZM83 62H82V63L79 62V63H80V66H82V64L84 65ZM90 62H91V61H90ZM90 62H89V63H90ZM97 62H98V61H97ZM108 62H109V61H108ZM170 62H172V61H170ZM170 62H169V64H171ZM189 62L187 63V65H189ZM191 62H192V61H191ZM7 63H8V62H7ZM35 63H36V61H35ZM37 63H39V61H38ZM41 63H43V62L41 61L39 65H41V67H42L43 64H41ZM54 63H55V62H54ZM56 63H57V62H56ZM71 63H72V62H71ZM85 63H86V62H85ZM95 63H96V61H95ZM102 63H103V62H102ZM116 63H118V62H116ZM116 63H115V64H116ZM172 63H173V62H172ZM178 63H179V62H178ZM24 64H26V63H24ZM32 64H33V63H32ZM44 64H45V63H44ZM61 64H63V62H62ZM64 64H65V63H64ZM72 64H73V63H72ZM76 64H77V63H76ZM108 64H109V63H107V65H108ZM167 64H168V63H167ZM169 64H168V65H169ZM197 64H198V63H197ZM203 64H204V63H203ZM211 64H212V63H211ZM224 64H225V63H224ZM226 64H227V63H226ZM226 64H225V65H226ZM5 65H6V64H5ZM45 65H46V66L49 65V63H46ZM45 65H44V66H45ZM56 65H57V64H56ZM67 65H66V67H67ZM88 65H89V64H88ZM98 65H99V63H98ZM103 65H105V64H103ZM109 65H110V64H109ZM176 65H177V64H176ZM176 65H175L174 67H176ZM187 65H186V66H187ZM194 65H195V64H194ZM6 66H7V65H6ZM6 66H5V67H6ZM11 66H12V65H11ZM18 66H19V65H18ZM18 66H17V69H19V71H17V69L15 68L16 66H14V68L16 69L17 72H19V73L21 74V73L23 72L24 67H27V66H29V65H27V66H23V67H20V66L18 67ZM37 66H38V65H37ZM44 66H43V69L46 67V66H45V67H44ZM58 66H59V65H58ZM78 66H79V65H78ZM86 66H87V65H86ZM114 66H116V65H114ZM169 66H171V70H172L173 65H169ZM169 66H168V67H169ZM198 66H199V65H198ZM203 66H204V65H203ZM205 66H206V65H205ZM219 66H220V65H219ZM221 66H224V65H221ZM228 66H230V65H228ZM5 67H4V68H5ZM7 67H8V66H7ZM7 67H6V68H7ZM12 67H13V66H12ZM41 67H40V69H41ZM50 67H49L48 69L45 68L46 71H50V70H51ZM54 67H55V66H54ZM71 67H72V65H71ZM168 67H167V69H170V67H169V68H168ZM194 67H195V66H194ZM194 67H191V68H194ZM210 67H211V66H210ZM22 68H23V69H22ZM36 68L38 69V67H36ZM56 68H57V66H56ZM68 68H66L67 71H68ZM75 68H76V67H75ZM119 68H121L120 64H119ZM119 68H117V70H119ZM165 68H166V67H165ZM165 68H164V69H165ZM185 68H187V67H185ZM185 68H184V70H182L181 72H179V71H178V72H179L180 74L184 73V75H186V74H191V73L193 74V73H194L193 71L189 70L188 68H187L188 70H185ZM224 68H225V67H224ZM229 68H230V67H228V69H229ZM232 68H233V67H232ZM15 69H14V70H15ZM40 69H38V70H40ZM49 69H50V70H49ZM66 69H65V70H66ZM70 69H71V68H70ZM102 69H103V68H102ZM102 69H101V72H102ZM115 69H116V67H115ZM158 69H159V71H158ZM221 69H222V68H221ZM226 69H227V68H226ZM228 69H227V70H228ZM1 70H2V68H1ZM7 70H8V69H7ZM30 70H31V69H30ZM41 70H42V69H41ZM53 70H55V72L58 71V69H57V70H56V69H53ZM85 70H86V69H85ZM113 70H114V69H113V67H112V69H111L110 71L112 72ZM201 70H202V69H201ZM204 70H205V69H204ZM26 71H27V70H26ZM42 71H43V70H42ZM98 71H99V70H98ZM104 71H105V70H104ZM168 71H169V70H168ZM168 71H167V73H170V74H171V71H169V72H168ZM217 71H218V70H217ZM0 72H1V73H0V74H1V75H0V78L3 79V80H5V84L7 85V83H8L7 81H8L9 79L11 80V78L8 79V77H7L8 74H7L6 70H2V71H0ZM10 72H11V71H10ZM10 72H9V74H10ZM28 72H29V71H28ZM36 72L38 73V71H36ZM63 72H64V71H63ZM69 72H70V71H69ZM71 72H72V70H71ZM113 72H115V71H113ZM113 72H112V73H113ZM165 72H166V71H165ZM165 72H163V76H165V74H166ZM176 72H177V71H176ZM230 72H232V71H230ZM24 73H25V72H24ZM41 73H42V72H41ZM41 73H40V76H39V77L42 76ZM43 73H44V72H43ZM49 73L53 74L54 71H51V72H49ZM65 73H66V72H65ZM117 73H118V72L116 71L115 75H117ZM119 73H120V71H119ZM164 73H165V74H164ZM29 74H32V73L30 72ZM55 74H56V73H55ZM55 74H53V75H55ZM102 74H103V73H102ZM102 74H101V75H102ZM109 74H110V72H109ZM123 74H124V73H123ZM123 74H122V75H123ZM32 75H33V74H32ZM71 75H72V77H73V74H71ZM71 75H70V76H71ZM124 75H125V74H124ZM167 75H168V74H167ZM8 76H9V75H8ZM19 76H20V75H19ZM61 76H62V75H61ZM63 76H64V75H63ZM65 76H66V74H65ZM68 76H69V75H68ZM104 76H105V75H104ZM113 76H114V74H113ZM169 76H170V75H169ZM189 76H190V75H189ZM9 77H10V76H9ZM79 77H80V76H79ZM90 77H91V76H90ZM127 77H128V78H127ZM159 77H160V76H159ZM161 77H162V76H161ZM165 77H166V76H165ZM165 77H164V78H165ZM179 77H180V75H179ZM179 77H178V78H179ZM183 77H184V76H183ZM12 78H13V77H12ZM26 78H28V77H26ZM31 78H32V77H31ZM31 78H29V79H31ZM59 78H60V77H59ZM59 78H58V80H59ZM65 78H66V77H65ZM146 78H147L148 80H147ZM157 78H158V77H157ZM157 78H156V79H157ZM188 78H189V77H188ZM192 78H193V77H192ZM204 78H205V77H204ZM13 79H14V78H13ZM20 79H21V78H20ZM24 79H25V78H24ZM24 79H23V80H24ZM37 79H38V78H37ZM47 79H48V78H47ZM49 79H50V78H49ZM69 79H71V77H70V78L67 77L66 81L69 80ZM72 79H73V78H72ZM98 79H100V78L98 77ZM149 79H150V80H149ZM174 79H175V78H174ZM16 80H18V79H16ZM25 80H26V79H25ZM27 80H28V79H27ZM31 80H32V79H31ZM82 80H83V79H82ZM109 80H110V78H109ZM154 80H155V79H154ZM161 80H162V79H161ZM163 80H164V79H163ZM163 80H162V81H163ZM41 81H44V80H41ZM63 81H65V80L62 79V82H63ZM115 81H116V80H115ZM115 81H114V82H115ZM125 81H127V82H126L127 84L125 83ZM166 81H167V80H166ZM6 82H7V83H6ZM9 82L11 83L12 81H9ZM14 82H16V81H14ZM17 82H18V81H17ZM17 82H16V83H17ZM26 82H27V81H26ZM32 82H33V81H32ZM39 82H40V81H39ZM45 82H46V81H44V83H45ZM60 82H61V81H60ZM87 82H88V81H87ZM94 82H96V81H94ZM104 82H105V80H104ZM159 82H161V81H158V82H157V80H156V83H155V84H157V87H158V85H160ZM167 82H168V81H167ZM169 82H170V81H169ZM177 82H178V81H177ZM206 82H207V81H206ZM10 83H8V84H10ZM12 83H13V82H12ZM12 83H11V84H12ZM19 83H22L21 85H22L23 87H25V84L23 85V83H25L24 81L20 80ZM33 83H34V82H33ZM44 83H43V87H44ZM46 83H48V82H46ZM46 83H45V85H46ZM55 83H56V85H58L57 82H55ZM80 83H81V82H80ZM100 83H101V82H100ZM179 83H180V82H179ZM13 84H14V83H13ZM29 84H31V83H29ZM36 84H37V83H36ZM51 84H52V83H51ZM51 84H49V85L51 86ZM59 84H60V83H59ZM61 84H62V83H61ZM61 84H60V86H59L58 88H60V87L62 88V87L65 86V84H64V85L62 84L63 86H61ZM123 84H124V85H123ZM145 84H146V83H145ZM170 84H171V83H170ZM194 84H195V83H194ZM1 85H2V84H1ZM14 85H15V84H14ZM31 85H32V84H31ZM67 85H68V83H67ZM75 85H76V84H75ZM121 85H123V86H121ZM131 85H130V86H131ZM147 85H148V84H147ZM152 85L154 86V84H152ZM152 85H151V87L153 88ZM168 85H169V84H168ZM171 85H172V84H171ZM200 85H201V84H200ZM22 86H21V87H22ZM26 86H28V85H26ZM50 86H49V87H50ZM52 86H53V85H52ZM52 86H51V88H52ZM104 86H106V85H104ZM155 86H156V85H155ZM173 86H176V84H173ZM177 86H178V85H177ZM31 87H33V86H31ZM92 87H93V86H92ZM120 87H121V89L119 90ZM133 87H134V86H133ZM163 87H164V85H163ZM167 87H168V86H167ZM167 87H166V89H163V91H161L163 94H160V93H159L158 91H156L154 88H153L154 90L151 89V90H152L151 92H157V93H159V95H160V96H159V95H152V102H153V100H155L154 97H161V100H159L160 98H158V99L155 100L156 104H154V102H153V104L156 106L155 108H157V104H158V108H159V110H158V108H157V109H156V110H158L157 112H160V113L163 112V113H164V111H166L167 108H171V106H168L169 104L167 105V102H166L167 97H168V96H167V95H168V90H167V89L169 88V87H168V88H167ZM184 87H186V86L183 85V84L181 83V84L177 87V89H184ZM44 88H45V87H44ZM76 88H77V87H76ZM134 88H135V87H134ZM134 88H133V90L136 89V88H135V89H134ZM161 88H162V87H161ZM36 89H37V88H36ZM46 89H47V88H46ZM46 89H45V90H46ZM52 89H53V88H52ZM100 89H102V88H100ZM103 89H104V88H103ZM116 89H117V90H116ZM156 89H158V88H156ZM199 89H200V87H199ZM17 90H18V89H17ZM45 90H44V91H45ZM60 90H61V89H60ZM62 90H63V88H62ZM76 90H77V89H76ZM84 90H87V89H84ZM90 90H91V89H90ZM104 90H105V89H104ZM122 90H123V91H122ZM137 90L139 91V88L136 89V91H137ZM170 90H171V89H170ZM174 90L176 91V89H174ZM197 90H198V89H197ZM197 90H195V91H196V94L201 92V91H197ZM1 91H2V90H0V92H1ZM40 91H41V90H40ZM102 91H103V90H102ZM126 91H127V90H126ZM136 91H135V92H136ZM138 91H137L136 93H138ZM135 92H134V93H135ZM140 92L143 94V92H142L141 90H140ZM147 92H146V93H147ZM151 92H150V89H149V93H151ZM169 92H170V91H169ZM3 93H4V92H3ZM3 93H1V96H2ZM40 93H43L42 96H44V92H43V91H41ZM40 93H39V94H40ZM45 93H46V92H45ZM104 93H106V90L103 91L102 94H104ZM107 93H109V90L107 91ZM107 93H106V94H107ZM112 93H113V92H112ZM112 93H111V96H114L115 93H114V94H112ZM134 93H132V95H133ZM146 93H144V94H146ZM175 93H176V92H175ZM182 93H183V92H182ZM15 94H16V93H15ZM46 94H47V93H46ZM49 94H50V93H49ZM78 94L80 95V93H78ZM96 94H97V93H96ZM129 94H130V93H129ZM144 94H143V95H144ZM151 94H152V93H151ZM104 95H105V94H104ZM104 95H101V97H100V101H101V98H103L102 101H104V99L106 98V95H105V96H104ZM109 95H110V94H108L107 100H108V99L110 100V98H111V96H109ZM132 95H130V97H131L130 99H132ZM136 95H137V94H136ZM139 95H140V94H139ZM146 95H147V94H146ZM148 95H149V94H148ZM1 96H0V98H1ZM26 96H27V95H26ZM103 96H104V97H103ZM137 96H138V95H137ZM144 96H145V95H144ZM196 96H197V95H195L194 97H196ZM78 97H79V96H78ZM81 97H82V96H81ZM133 97H134V95H133ZM147 97L149 98V96H147ZM163 97H164V98H163ZM194 97H193V98H194ZM71 98H72V97H71ZM76 98H77V97H76ZM134 98H135V97H134ZM137 98H140V96L137 97ZM4 100L6 101L7 99L4 98ZM4 100L2 99V101H4ZM38 100H40V99H38ZM43 100H44V99H43ZM80 100H81V99H80ZM107 100H105V101H107ZM114 100H116V101H114ZM114 100L111 99L109 102H111V104H112V102H113V104L115 105V103L118 102V98H117V99H114ZM120 100H121V99H120ZM122 100H123V99H122ZM122 100H121V101H122ZM124 100H125V99H124ZM124 100H123V101H124ZM137 100L140 102L139 99H137ZM137 100H136V101H137ZM143 100H146V98L143 97ZM163 100H164V101H163ZM5 101H4V102H5ZM11 101H12V104H13V103L17 102L18 100H15V99H14L15 102H14L13 100H11ZM63 101H64V100H63ZM63 101H62V103H63ZM66 101H67V99H66ZM100 101H99V102H100ZM131 101H132V100H131ZM131 101H130V103H128V106H130V107H131L132 105H129V104H132V103L135 101V99H133L132 103H131ZM136 101H135V102H136ZM150 101H151V100H150ZM167 101H169V100H167ZM190 101H191V100H190ZM190 101H188V102H190ZM0 102H1V100H0ZM37 102H38V101H37ZM51 102H52V101H51ZM114 102H115V103H114ZM119 102H120V101H119ZM119 102H118V103H119ZM125 102H127V101H125ZM135 102L133 103V105L135 104ZM164 102H165L166 104H164ZM171 102H174V101H171ZM171 102H170V103H171ZM181 102H182V103L179 104L180 106H182V105H184V104L186 105L187 100H184V101H183V99H182ZM5 103H6V102H5ZM38 103H39V102H38ZM62 103H60V106H61ZM69 103H70V102H69ZM143 103L146 104V102H143ZM192 103H193V102H192ZM192 103H191V104H192ZM0 104H1V103H0ZM7 104H8V101H7ZM12 104H10V102H9V105H12ZM17 104H18V103H17ZM41 104H42V103H41ZM67 104H68V103H67ZM120 104L122 105L121 102H120ZM120 104H118V105H120ZM124 104H125V103H124ZM151 104H152V103H151ZM151 104H150V105H151ZM188 104H189V103H188ZM95 105H97V104H95ZM95 105H93V106H95ZM101 105H102V104H101ZM101 105H100L99 107H98V105L95 106V107L92 106V107H93V108H92L93 110L91 109L92 112H96L98 109H100ZM107 105L109 106L108 102H107ZM107 105H106V102H105L104 106L107 107ZM116 105H117V104H116ZM136 105H139V103L136 104ZM0 106H1V105H0ZM19 106H20V105H19ZM110 106H113V105H110ZM110 106H109V109H113V108H111ZM126 106H127V105H126ZM180 106H178V107L180 108ZM1 107H2V106H1ZM71 107H75V106H71ZM130 107H129L128 109L131 110V108H133V106H132L131 108H130ZM134 107H135V105H134ZM151 107H152V105H151ZM6 108H7V107H6ZM8 108H9V107H8ZM12 108H13V107H12ZM55 108H56V107H55ZM78 108H79V107H78ZM78 108H77V109H78ZM94 108H97V110L95 111ZM141 108H142V107H141ZM195 108H196V107H195ZM14 109H15V108H14ZM21 109H22V108H21ZM102 109H103V110H102ZM115 109H116V108H115ZM118 109H119V108H118ZM128 109H127V110H128ZM134 109H135V111H132V110H134ZM137 109H138V111H139V106H138ZM137 109H136V107H135V108H133V109L131 110V112H132V118L136 117V115H137V113H138V112L136 113V110H137ZM33 110H34V109H33ZM68 110H69V109L67 108V109L64 110V111H68ZM88 110H89V109H88ZM91 110H89V111L87 112V115H88L89 117L84 116L85 118H86V117L88 118V119L86 118V120H89V122L86 121L85 124L88 122L90 125H93V124L97 121V122L94 124L95 126H94V125H93V126H90V125L87 123V124L90 126V128L92 127V128L95 129V127H97V123H100V122H99V119H96L97 117L99 118V116H97V115H99V114H97V113H98V111H97V112H96V116H97V117L94 118L95 116H94V115L91 116V115H92V114H95V113H92V112H91V113L89 114V112H90ZM124 110H125V109H124ZM142 110H143V109H142ZM156 110H155V111H156ZM161 110H163V111L161 112ZM181 110H182V109H181ZM3 111H4V110H3ZM29 111H32V110H29ZM43 111H44V110H43ZM48 111H50V108H49ZM48 111H47V112H48ZM99 111H103V113H104V107L101 108ZM128 111H129V110H128ZM169 111L171 112L172 110L170 109ZM4 112H5V111H4ZM15 112H16V111H15ZM15 112H14L13 114H15ZM45 112H46V111H45ZM82 112H83V114L85 113L84 111H82ZM129 112H130V111H129ZM129 112L127 113L128 115L130 114ZM133 112H135V114H136V115L134 114V115H135L134 117H133ZM167 112H168V110H167ZM7 113H8V112H7ZM22 113H23V112H22ZM32 113H33V112H32ZM39 113H40V112H39ZM64 113H65V112H64ZM66 113H67V112H66ZM99 113H100V112H99ZM103 113H102V114H103ZM117 113H118V112H117ZM160 113H159V114H160ZM168 113H169V112H168ZM9 114H10V113H9ZM42 114H43V113H42ZM48 114H49V113H48ZM53 114H55V113H53ZM57 114H58V112H57ZM60 114H62V113L60 112ZM81 114H82V113H81ZM83 114H82V115H83ZM154 114H155V113H154ZM171 114H172V112L170 113V115H171ZM19 115H21V114H19ZM36 115H37V114H36ZM43 115H44V114H43ZM46 115H47V114H46ZM85 115H86V114H85ZM147 115H148V114H147ZM155 115H157V113H156ZM163 115H164V114H163ZM163 115H162V117H163ZM165 115H166L165 118H168L167 116L170 117V115H167V113H166ZM165 115H164V116H165ZM8 116H9V115H8ZM8 116H7V117H8ZM25 116H26V115H25ZM28 116H29V115H28ZM38 116H39V115H38ZM73 116H74V115H73ZM115 116H116V115H114V117H115ZM126 116H127V115H126ZM126 116H125V117H126ZM172 116H174V115L172 114ZM172 116H171V117H172ZM263 116H264V114H263ZM21 117L24 118V115L21 116ZM39 117H41V116H39ZM39 117H38V118H39ZM48 117H49V116H47V118H48ZM65 117H66V115H65ZM67 117H68V116H67ZM67 117L64 118V120H66ZM69 117H70V116H69ZM76 117H77V115H76ZM90 117H91L92 119H91ZM125 117H124L123 119H125ZM128 117H129V116H128ZM152 117H153V116H152ZM152 117H151V118H152ZM157 117H161V116L159 115V116H157ZM16 118H17V117H16V115H15V121H16ZM18 118H20V117H18ZM18 118H17V119H18ZM41 118H42V117H41ZM45 118H46V117H45ZM45 118H44V119H45ZM53 118H54V116H53ZM57 118H58V120H59V118H61V117H57ZM77 118H78V117H77ZM89 118H90L91 120H90ZM111 118H112V117H111ZM130 118H131V114H130ZM132 118L130 119L131 121H132V120H135V118H134V119H132ZM153 118H154V121H153V122L156 123V122H155V116H154ZM153 118H152V119H153ZM21 119H22V118H21ZM44 119H43V120H44ZM74 119H75V118H74ZM81 119H83V116H81ZM114 119L117 120L118 118L116 117V118H114ZM157 119H158V118H156V121H157ZM161 119H162V118L158 119L159 122H160ZM168 119H169V118H168ZM255 119H256V122L254 121V119H253V122H252V120H250V121L252 122V123H250V125H252L254 122H255V123L260 122L259 120H257V118H255ZM19 120H20V119H19ZM60 120H62V119H60ZM60 120H59V121H60ZM64 120H63V122H64V124H66V123H65L66 121H64ZM67 120H68V119H67ZM75 120H76V119H75ZM75 120H74V122H75ZM84 120H85V119H84ZM92 120H94V123H93ZM127 120H128V122H126V123H127V125H128L129 123H131V121L129 122V118H126V119L123 120V121L125 122V121H127ZM56 121H57V119H56ZM59 121H57V122H59ZM69 121H70V120H69ZM81 121H82V120H81ZM91 121H92V122H91ZM151 121H152V120L149 121L150 123H149L148 125H151V126H149V128L151 127V129L154 131V129H153L154 127L152 128V125L154 126L155 124H152ZM165 121L167 122V119H166ZM165 121H164V122H165ZM38 122H39V121H38ZM61 122H62V121H61ZM61 122H59V123H61ZM121 122H122V120H121ZM121 122H120V123H121ZM124 122H123V124H125ZM19 123H20V122H19ZM91 123H93V124H91ZM105 123H106V122H105ZM113 123H115L114 125H115L116 127L114 126L112 130H114V128L119 129L120 127H123V126H124V125H123V126H120V125H122V124H120L119 121H114ZM157 123H158V122H157ZM160 123H161V122H160ZM160 123H158V124H160ZM255 123H254V125H255ZM261 123H262V121H261ZM263 123H264V122H263ZM263 123L260 125V130H261V128H262V130L264 129V125H263ZM2 124H3V123H2ZM39 124H41V123H39ZM51 124H52V121H51ZM62 124H63V123H62ZM74 124H76V123H74ZM106 124H107V123H106ZM111 124H112V123H111ZM158 124H156V125H158ZM165 124H166V123H165ZM4 125H5V124H4ZM19 125H21V124H19ZM26 125H27V123H25V126H26ZM28 125H29V124H28ZM80 125H81V123H80V121H79L78 126H80ZM82 125H84V123H83ZM82 125H81V127H78V128H80V130H81L82 127H83ZM118 125H119V126H118ZM160 125H161V124H160ZM246 125H247V124H245V127H244V126H242V127H244V128L246 129L245 131H246L247 133L244 132V129L242 130V131H243L242 133H245L244 135H246V134H247V135H248V134L251 135L249 129L252 128V127H250L249 125H247V127H246ZM254 125H252V126H254ZM21 126H22V125H21ZM49 126H51V125H49ZM62 126H63V125H61L60 127H62ZM85 126H86V125H84V127H85ZM89 126H86V127L89 128ZM161 126H162V125H161ZM261 126H262V127H261ZM42 127H43V125L41 126V128H42ZM65 127H66V125H65ZM65 127H64V128H65ZM84 127H83V128H84ZM86 127H85V128H86ZM118 127H119V128H118ZM158 127H159V126H158ZM165 127H167V126H165ZM242 127H241V128H242ZM249 127H250V128H249ZM23 128H24V127H23ZM64 128H63V129H64ZM78 128H77V127L75 128V132H76V131L78 132V130H76V129H78ZM85 128L82 129V130L85 132V141H84V138H83L84 134L82 135V133H84V132H82V131H81L82 133L80 132V134H81L80 137H81V139L83 138V140H81V139H80V140H81L83 143L86 142V140H87V139H86V135H88L87 133L90 134V130H89L90 128H89V129L86 128L87 130H89V132H88L87 130H85ZM92 128H91V134L93 133L92 131L94 130V129H92ZM149 128H148V131H147V132H151V131L149 130ZM155 128H156V127H155ZM161 128H163V126H162ZM247 128H248V129H247ZM258 128H259V126H258ZM24 129H25V128H24ZM32 129H33V127H32ZM63 129H62V130H63ZM65 129H66V128H65ZM108 129H110V126L108 127ZM108 129H106V133L108 132ZM157 129H158V128H157ZM206 129H207V128H206ZM206 129H205V130H206ZM27 130H28V129H27ZM29 130H30V129H29ZM38 130H39V128H38ZM62 130H61V131H62ZM110 130H111V129H110ZM126 130H127V129H126ZM208 130H209V129H208ZM214 130H215V129H214ZM33 131H34V130H33ZM40 131H41V130H40ZM50 131H51V130H50ZM61 131L59 130L60 133H61ZM66 131H67V130H66ZM66 131L63 132V133H66ZM86 131H87V133H86ZM117 131H119V130L111 131V132H114V133L111 134L110 139H111V137L114 136V134H115L114 137H116V135H118ZM239 131H240V129H239ZM37 132H38V131H37ZM48 132H49V131H48ZM115 132H116V133H115ZM147 132H146V133L144 132V135L147 134ZM251 132H252V130H251ZM263 132H264V130H263ZM33 133H34V132H33ZM41 133H42V132H39V134H41ZM46 133H47V132H46ZM49 133H50V132H49ZM49 133L47 134V135H48V137H47L48 139H49ZM51 133H52V132H51ZM109 133H110V132H109ZM155 133H156V132H155ZM155 133H154V134H155ZM207 133H208V132H207ZM216 133H217V134H215V132H214L215 136H216V135H219V136H221L222 138H224V136H226L227 139H229L228 136H227L225 133L220 134V132H218V131H217ZM258 133H259V132H258ZM31 134H32V133H31ZM35 134H36V133H35ZM42 134H43V133H42ZM42 134H41V135H42ZM53 134H54V133H53ZM77 134H78V133H77ZM80 134H79V135H80ZM91 134H90L89 136H91ZM104 134H105V132H103V136H104ZM150 134H151V133H150ZM152 134H153V132H152ZM154 134H153V135H154ZM204 134H205V133H204ZM261 134H262V133H259V134H258V140L256 139L257 141L254 140L256 143L259 142V144H260L259 138H261V136H262ZM41 135H40V136H41ZM79 135H78V137H79ZM105 135H106V134H105ZM109 135H110V134H109ZM112 135H113V136H112ZM144 135H143V136H144ZM147 135H149V134H147ZM155 135H156V134H155ZM208 135H209V134H208ZM222 135H224V136H222ZM242 135H243V134H242ZM250 135H248V136H250ZM259 135H260V136H259ZM53 136L55 137V135H52V136H50V137H51V138H54ZM89 136H88L87 138H89ZM103 136H100V137H102V138H100V139H103V141H104V140L107 141V139H109L108 133H107V136H108V137L105 136V137H106V138H105V137H103ZM126 136H127V134H126ZM213 136H214V135H213ZM219 136H218V137H219ZM65 137H66V136H65ZM65 137H64V138H65ZM76 137H77V136H76ZM114 137H113V138H114ZM140 137H142V136H140ZM146 137H147V136H146ZM204 137L206 138V135H205ZM226 137H225V138H226ZM252 137H253V136H252ZM55 138H57V136H56ZM55 138H54V139H55ZM59 138H61V136H59ZM104 138H105V139H104ZM129 138H130V139H128L127 141H130V140H131V136H130ZM148 138H149V136H148ZM219 138H220V137H219ZM77 139H79V138H77ZM97 139H98V138H97ZM100 139L98 140V143L100 142ZM110 139H109V141H111ZM134 139H135V138H134ZM134 139H133V140H134ZM143 139H146V138H143ZM143 139L139 140L138 147H140V144H141V146H142V144L145 143V142H144V143H140V142H143V141H142ZM149 139L152 140L151 138H149ZM248 139H249L251 142L253 141V139L251 138V136H250V138H248ZM28 140H29V139H28ZM50 140H51V139H50ZM52 140H53V139H52ZM73 140H76V138L73 139ZM198 140H199V139H198ZM198 140H195V141H198ZM200 140H201V139H200ZM95 141H96V140H95ZM103 141H102V142H103ZM109 141H107V142L110 144ZM112 141L115 142V139L112 140ZM112 141H111V143H112ZM147 141H148V139H147ZM147 141H146V142H147ZM189 141H190V140H189ZM193 141H194V140H193ZM211 141H212V140H211ZM228 141H229V140H228ZM61 142H62V141H61ZM72 142H73V141H72ZM76 142H80V141H76ZM107 142H104L105 145L107 144ZM207 142H208V141H207ZM251 142H250V143H251ZM36 143H37V142H36ZM49 143H50V142H49ZM51 143H53V142H51ZM80 143H81V142H80ZM94 143H95V142H93L92 144H94ZM98 143L96 144V145H97V148H98ZM148 143H150V142H147V144H148ZM189 143H191V142H189ZM230 143H231V142H230ZM256 143H255V144H256ZM53 144H54V143H53ZM58 144H60V143H58ZM113 144H114V143H113ZM113 144H111V145H113ZM145 144H146V143H145ZM197 144H198V143H197ZM257 144H258V143H257ZM257 144H256V145H257ZM261 144H262V143H261ZM56 145H57V144H56ZM70 145H71V144H70ZM76 145L78 146V145H80V144L77 143ZM76 145H75V146H76ZM87 145H88V144H87ZM96 145H94V147H95ZM105 145H104V146H105ZM149 145H150V144H149ZM180 145H181V144H180ZM195 145H196V144H195ZM230 145H231V144H230ZM72 146H73V145H72ZM75 146H74V147H75ZM77 146H76V148H75L76 150H78V149H77ZM81 146H82V144H81ZM101 146H102V145H101ZM106 146H107V145H106ZM143 146H144V145H143ZM183 146H184V145H183ZM188 146H189V145H188ZM244 146H245V144H244ZM260 146H261V145H260ZM39 147L41 148V146H39ZM70 147H71V146H70ZM78 147H79V146H78ZM91 147H92V145H91ZM108 147L111 148V146H108ZM108 147H106V148H108ZM167 147H168V146H167ZM215 147H216V146H215ZM245 147H246V146H245ZM62 148H63V147H62ZM84 148H85V147H84ZM84 148H83V150H84ZM92 148H93V147H92ZM110 148H109V149H110ZM112 148H113V146H112ZM114 148H115V145H114ZM114 148H113V150H114ZM174 148H175V147H174ZM192 148H194V147H192ZM55 149H57V148H55ZM60 149H61V148H60ZM67 149H68V148H67ZM86 149H88V148H85V150H86ZM109 149H108L107 151H109ZM139 149H140V148H139ZM186 149H187V148H186ZM189 149H191V148H189ZM199 149H200V148H199ZM220 149H221V148H220ZM224 149H225V146H224ZM226 149H227V148H226ZM226 149H225V150L222 149L223 151H222V150H219L220 152H219L217 155H216L214 152H212V151H210V153L207 152L208 150L205 152V154L208 153V155L210 154V156H211L212 154H213L212 156H215V157H213L212 161L210 160L211 162H213V168H211V169L208 168V169H209V170H208V169H206L207 167L205 168V166L202 165V166H204L203 169H206V171H203V169L201 168L202 171H200L199 173L196 172L195 175H197V176H196L195 179H191V180H190V178H189L188 181H187V179H186V182H187V183L185 182V179H184V182H185V183H183V186L181 187V188H183V189L185 188V189H184V192L182 191L183 189H182V190H179V193L182 195V197H183V193H184V195H185V194H186V195L188 194V195H187V199H188V196H192V195H190V194H192V193L195 194V195L197 196L198 193H199V192H197V191H200V193L203 195V192H204V191L206 192V191L208 190V188H207L206 186H207V185H211V183L209 184V181H208V180H211V179H212V181H213L212 184L214 183L213 178H215V180H216L217 177H221V176L223 177L222 179L227 178V176H229V177L231 176V178H232V175H230V174H233V173L236 171V168H237V165H236L237 161H236V160H237L238 158L235 160V161H236V163H235V161L232 160V158H235V156H232V154H229V153H228V149H227V150H226ZM79 150H80V148H79ZM79 150H78V151H79ZM95 150H96V149H95ZM102 150H103V149H102ZM110 150H111V149H110ZM240 150H241V151L238 152V156H241V153L244 152V151H243L244 148H241ZM249 150H250V149H249ZM251 150H252V149H251ZM39 151H40V150H39ZM67 151H69V150H66V152H67ZM78 151H77V152H78ZM80 151H82V150H80ZM80 151H79V153L81 154ZM139 151H140V150H139ZM213 151H216V150L213 149ZM217 151H218V150H217ZM217 151H216V152H217ZM66 152H65V154H66ZM90 152H91V151L89 150V153H90ZM92 152H93V151H92ZM111 152H112V150L110 151V153H109V152H107V153L111 154ZM137 152H138V151H137ZM211 152H212V153H211ZM223 152H224V153H223ZM233 152H234V150H233ZM70 153H71V152H70ZM79 153H78V154H79ZM84 153L86 154L87 152H84ZM98 153H99V152H98ZM98 153H97V155H98ZM101 153H104V151L101 152ZM101 153H99V154H101ZM107 153H105V156H107ZM115 153H116V152H115V150H114V154H115ZM177 153H178V152H177ZM225 153L229 154L228 156L231 155L232 158L226 156L227 154H225ZM230 153H231V152H230ZM235 153L237 154L236 151H235ZM244 153H245V152H244ZM248 153H250V152H248ZM68 154H69V153H68ZM90 154H91V153H90ZM109 154H108V155H109ZM112 154H113V153H112ZM174 154L176 155L175 152H174ZM174 154H173V155H174ZM214 154H215V155H214ZM239 154H240V155H239ZM245 154H246V153H245ZM245 154H244V155H245ZM251 154H253V153L251 152ZM254 154H255V152H254ZM81 155H82V154H81ZM83 155H84V154H83ZM87 155H88V154H87ZM95 155H96V153H94V156H93V157H97V156H95ZM171 155H172V154H170V156H171ZM175 155H174V156H175ZM201 155H202V154H201ZM244 155H242V156H244ZM247 155H248V154H247ZM71 156H72V155H71ZM84 156H85V155H84ZM105 156L102 158V161H103L104 158L111 157V156L114 157L113 155H111V156L109 155V156H107V157H105ZM115 156H116V154H115ZM177 156H178V155H177ZM210 156H209L208 158H207V155H206V157H204V156H203V157H204V158H207V159H210V158H212V157H210ZM242 156H241V157H242ZM245 156H246V155H245ZM253 156H255V155H253ZM259 156H260V155H259ZM259 156H258V154H257V156H255L256 158H254V161H256V160L258 159L257 157H259ZM66 157H68V156H66ZM73 157L75 158V156H73ZM73 157H72V158H73ZM76 157H77V156H76ZM98 157H99V155H98ZM168 157H169V156H168ZM247 157H248V158H247V163H248V161L250 160L249 158H251V156H250V157L247 156ZM43 158H44V156H43ZM47 158H48V157H47ZM77 158L79 159V157H77ZM171 158H172V157H171ZM181 158H182V157H181ZM228 158H229V159H228ZM242 158H243V157H242ZM65 159H66V158H65ZM78 159H76V162H77ZM95 159H96V158H95ZM108 159H109V158H108ZM169 159H170V157H169ZM174 159H175V158H174ZM243 159H244V158H243ZM243 159H242V160H243ZM248 159H249V160H248ZM255 159H256V160H255ZM59 160H60V159H59ZM70 160H71V159H70ZM79 160H82V159H79ZM106 160H107V159H106ZM109 160H110V161H113V160H116V159H115V157H114L113 159L110 158ZM178 160H179V159H178ZM74 161H75V160H74ZM94 161H95V160H94ZM94 161H93V162H94ZM96 161H100V162H102L101 159H100V160H97V159H96ZM96 161H95L94 166H95V165H97V166L102 165L101 163L98 165L99 162H97V164H96ZM107 161H108V160H107ZM107 161H106V164H107ZM110 161H109V162H110ZM195 161H196V160H195ZM195 161H194V162H195ZM207 161H208V163H211V162H209V160H207ZM239 161H240V160H239ZM250 161H251V160H250ZM72 162H73V161H72ZM241 162H242V161H241ZM256 162H258V161H256ZM256 162H255V163H256ZM61 163H62V162H61ZM63 163H64V162H63ZM78 163H79V162H78ZM112 163L115 164L114 161H113ZM112 163H111V164H112ZM196 163H198V162L196 161ZM239 163H240V162H239ZM245 163H246V162H245ZM250 163H251V162H250ZM260 163H261V162H260ZM65 164H66V163H65ZM69 164H70V163H69ZM69 164H68V165H69ZM72 164L75 165V163H72ZM80 164H81V163H80ZM90 164H91V161H90ZM92 164H93V163H92ZM106 164H105V166H106ZM108 164H110V163H108ZM240 164H241V163H240ZM66 165H67V164H66ZM76 165H77L76 167H79V169L81 170V172H82V171L84 172L85 170H87L86 168H85L84 170H82V166H83V165H80L81 167L78 166V164H76ZM112 165H113V164H112ZM112 165H111V167H112ZM191 165H192V164H191ZM195 165H196V164H195ZM252 165H254V163H253ZM258 165H260L259 162H258ZM262 165L264 166V164H262ZM105 166H104L103 168H106ZM114 166H115V165H114ZM202 166H201V167H202ZM244 166H245V165H244ZM244 166H239V167L241 168V167H244ZM56 167H57V166H56ZM64 167H66V166H64ZM89 167H90V166H89ZM119 167H120V166H119ZM119 167H118V168L116 167V168L119 169ZM195 167L197 168V166H195ZM199 167H200V166H199ZM239 167H238V168H239ZM255 167H257V166H254V168H255ZM68 168H69V167H67L66 169H68ZM114 168H115V167H114ZM196 168H195V169H196ZM246 168H249V164H247V167H246V166L244 167V169H246ZM254 168H253V169H254ZM54 169H56V168H54ZM79 169H78V170H79ZM101 169H102V168H101ZM112 169H113V168H112ZM168 169H170V168H168ZM193 169H194V167H193ZM201 169H200V170H201ZM259 169H260V168H259ZM259 169H257V170H259ZM91 170H92V169H91ZM93 170H94V169H93ZM102 170H103V169H102ZM105 170H106V169H105ZM119 170H121V169H119ZM170 170H171V169H170ZM207 170H208V171H207ZM246 170H247V169H246ZM257 170H255V171H257ZM262 170H264V167H263ZM67 171H69V169L66 170V172H67ZM94 171H95V170H94ZM164 171H165V170H164ZM196 171H199V168L196 169ZM238 171H240V170L237 169V173H238ZM241 171H242V170H241ZM243 171H245V170H243ZM255 171H254V172H255ZM88 172H89V171H88ZM97 172H98V171H97ZM113 172H114V171H113ZM113 172H111V173H113ZM245 172H246V171H245ZM70 173H71V176H73V174H72L71 171H70ZM106 173H107V172H106ZM111 173H110V177L108 176L110 179H111L112 177L114 178V176H112ZM166 173H167V172H166ZM237 173H236V175L239 176ZM86 174H88V173L86 172ZM92 174H93V173H92ZM98 174H99V172H98ZM98 174H97V175H98ZM101 174H102V173H101ZM108 174H109V173H108ZM108 174H107V175H108ZM116 174H117V173H116ZM80 175H81V174H80ZM88 175H89V174H88ZM246 175H247V176H246ZM246 175H245L246 177H244V179L248 177V174H246ZM249 175H250V174H249ZM251 175H252V174H251ZM74 176H75V175H74ZM82 176H84V175L82 174ZM85 176H87V175H85ZM91 176H92V175H91ZM119 176H120V175H119ZM121 176H122V175H121ZM225 176H226V177H225ZM237 176H234V177L236 178ZM79 177L81 178V176H79ZM202 177H206L205 185L208 183V184L205 186L206 189H205V187L203 186V185H204V184H203V181H202V183H201V179H202ZM94 178H95V177H94ZM207 178H208V179H207ZM231 178H229V179H231ZM235 178H234V180H235ZM83 179H84V178H83ZM101 179H102V178H101ZM115 179H117V178H115ZM222 179H221V178H220V179L217 178V180H221V182H222ZM232 179H233V178H232ZM232 179H231V181H233ZM240 179H241V178H240ZM240 179H238V180L241 181ZM242 179H243V178H242ZM249 179H250V178H249ZM65 180H66V179H65ZM80 180H81V179H80ZM106 180H107V179H106ZM83 181L85 182V180H83ZM86 181H87V180H86ZM88 181H89V180H88ZM96 181H97V180H96ZM119 181H120V180H119ZM243 181H244V180H243ZM252 181H253V180H252ZM104 182H106V181H104ZM114 182H116V181H114ZM117 182H118V181H117ZM182 182H183V181H182ZM210 182H211V181H210ZM224 182H225V181H224ZM224 182H223V184H224ZM237 182H238V181H237ZM237 182H236V183H237ZM241 182H242V181H241ZM241 182H240V183H241ZM250 182H251V181H250ZM250 182H248V183H249V184H254V185H251V187H253V189H250L251 191H248V190H249V189H248L249 187L247 188V189H248L247 192H246V190H245V193L243 192L244 189L241 190L242 192L239 191V192H241L240 194H242V196H244V198L246 199V201H245L246 204H245V202H244L243 204H244V205H248V206L251 207V205H252L251 202H252V201H253V202H254V201H256V202H262V201H263V203H264V180L257 181V182L254 181L255 183H254V182L250 183ZM86 183H87V185H89L88 182H86ZM86 183H85V185H86ZM93 183H94V182H93ZM109 183H112V182H109ZM118 183H119V182H118ZM226 183H227V182H226ZM243 183H244V182H243ZM83 184H84V183H83ZM83 184H82V185H83ZM113 184H115V183H113ZM113 184H109V185H108V184H103V183H102V185H105V186L107 185V187H108V186L110 187V186L113 185ZM116 184H117V183H116ZM202 184H203V185H202ZM244 184H245V183H244ZM246 184H247V183H246ZM87 185H86V186H87ZM180 185H182V184H180ZM234 185H235V187H237V186H240V187H241L240 184H239V185L234 184ZM234 185H233V186H234ZM247 185H248V184H247ZM93 186H96V185L93 184ZM98 186H99V185L97 184V186H96V190H97V187H98ZM105 186H103V187H104V188H107V187H105ZM225 186H226V184H225ZM242 186H244V185H242ZM83 187H85V186H83ZM90 187H92V186L89 185V188H88V186L85 187V188H86L88 191H91V190L93 191V189H95V187H93L92 189H91ZM100 187H102V186H100ZM116 187H118V186H116ZM119 187H120V185H119ZM208 187H209V186H208ZM251 187H250V188H251ZM104 188H102L103 191H104ZM111 188H112V187H111ZM111 188H108V189H107V190H108L107 193L110 191L109 189H111ZM241 188H242V187H241ZM83 189H84V188H83ZM90 189H91V190H90ZM102 189H101V188H100V189L98 188L99 192L96 193V190H94L93 192H95V194H99L100 191H101ZM113 189H114V188H113ZM119 189H120V188H119ZM202 189H204V190H202ZM177 190H178V189H177ZM232 190H233V189H232ZM236 190H237V189H236ZM103 191H102V192H103ZM195 191H196L197 193H196ZM201 191H202V192H201ZM110 192H111V191H110ZM194 192H195V193H194ZM239 192H238V194H239ZM104 193H105V195H106V189H105ZM112 193H113V192H112ZM157 193H158V192H157ZM159 193H160V192H159ZM189 193H190V194H189ZM200 193H199V195H200ZM218 193H219V192H218ZM110 194H111V193H110ZM113 194H114V193H113ZM240 194H239V196L237 195L239 198H241V197H240ZM243 194H244V195H243ZM103 195H104V194H103ZM103 195H101V194L98 195V196H101V197H102V199H101V197H100V200H99V201L101 202V200H102V201L106 200V201H104V202H106V204H107V202H110V201H107V198H104V200H103ZM108 195H109V193H108ZM174 195H175V193H173L172 196H174ZM178 195H179V194H178ZM186 195H185V196H186ZM195 195H194V196H195ZM199 195H198V196H199ZM202 195H200V196H201V197L206 196L205 194H204V196H202ZM109 196H110V195H109ZM163 196H164V198H165V195H163ZM167 196H168V195H167ZM207 196H208V195H207ZM211 196H212V195H211ZM237 196H235L234 201H235V200L238 201V200H237V199H238ZM104 197H105V196H104ZM107 197H108V196H107ZM110 197H111V196H110ZM115 197L117 198V195H116V196L114 195V197H112L111 199H113V198H115ZM174 197H175V196H174ZM209 197H210V196H209ZM116 198H115V199H116ZM154 198H155V197H154ZM156 198H157V197H156ZM167 198H168V197H167ZM167 198L164 199V200H167ZM169 198H170L169 200H171V196H170ZM185 198H186V197H185ZM233 198H234V197H233ZM158 199H159V198H158ZM158 199H157V200H158ZM172 199H176V198H173V197H172ZM203 199H204V198H203ZM206 199H207V198H206ZM245 199H244V200H245ZM96 200H97V199H96ZM151 200H152V199H151ZM154 200H156V199H154ZM164 200H163V201H164ZM183 200H184V199H183ZM204 200H205V199H204ZM213 200H215V199H213ZM232 200H233V199H232ZM240 200H241V199H239V202L241 203ZM111 201H112V200H111ZM171 201H172V200H171ZM174 201H175V200H174ZM174 201H172V202H174ZM190 201H191V200H190ZM190 201H189V202H190ZM236 201H235V202H236ZM248 201H250L251 204H249ZM153 202H155V201H152V202H151V205L154 206L153 209H154V208L157 209V208H158V205L155 207V205H154L155 203H153ZM156 202H158V204H159V200L156 201ZM160 202H161V199H160ZM166 202H167V201H166ZM168 202H169V201H168ZM101 203H103V202H101ZM161 203H164V202H161ZM185 203H186V202H185ZM190 203H191V202H190ZM190 203H188V204L190 205ZM240 203L237 204V207H238V206H241L240 208H243L244 205H240ZM103 204H105V203H103ZM129 204H130V203H129ZM148 204H149V203H148ZM156 204H157V203H156ZM171 204H172V203H171ZM230 204H231V205H230ZM241 204H242V203H241ZM95 205H96V204H95ZM136 205H139V204H136ZM169 205H170V204H169ZM169 205H168V206H169ZM199 205H200V203H199ZM143 206H144V205H143ZM145 206H146V207H145L146 210H145V208H144V210H145L146 212H147V211H148V212L146 213L144 210H143V212L140 210L141 213H144V212H145L146 214H149V213L151 214V212H154V211L156 210V209H155L154 211L147 210V209H148V205H145ZM149 206H150V204H149ZM159 206H160V205H159ZM168 206H167V207H168ZM192 206H193V205H192ZM229 206L233 207V206H235V205H234V204L232 203V201H231V203H229ZM248 206H247V207H248ZM253 206H256L255 202H254V205H252V207H253ZM162 207H164V206H162ZM184 207H185V206H184ZM189 207H190V206H189ZM201 207H202V206H201ZM210 207H211V206H210ZM214 207L216 208V206H214ZM214 207H213V208H214ZM224 207H225V206H224ZM226 207H228V206H226ZM231 207H230V208H231ZM250 207H249V208H250ZM252 207H251V208H252ZM256 207H258V206H256ZM256 207H255V208H256ZM135 208H136V207H135ZM142 208H143V207H142ZM142 208H141V209H142ZM173 208H174V207H173ZM244 208H246V207H244ZM244 208H243V209H244ZM92 209H93V208H92ZM139 209H140V207H139ZM153 209H152V210H153ZM162 209H164V208L157 209L152 215H155V214L157 215V211H158V214H159V212H160ZM167 209H168V208H167ZM174 209H176V208H174ZM178 209H180V208L178 207ZM211 209H212V208H211ZM222 209H223V207H222ZM227 209H228V208H227ZM235 209H236V212H239V211H237V208H236V207H234V212H235ZM260 209H261V208H260ZM132 210H134V209H132ZM207 210H210V208H207ZM207 210H206V211H207ZM228 210H230V209H228ZM231 210H232V209H231ZM231 210H230V211H231ZM93 211H94V210H93ZM126 211H127V210H126ZM128 211H129V210H128ZM134 211H135V210H134ZM200 211H203V210H200ZM212 211H213V210H212ZM218 211H220V210H218ZM230 211H229V212H230ZM240 211H241V210H240ZM243 211H244V210H243ZM243 211H242V212H243ZM138 212H139V211H138ZM138 212H137V213H138ZM196 212H197V211H196ZM198 212H199V211H198ZM207 212H208V211H207ZM207 212H206V213H207ZM213 212H214V211H213ZM213 212H211V214H213ZM222 212H223V211H222ZM236 212H235V214L233 213L234 216H236V214H237ZM242 212H241V215H240V216H243V215L245 216V213H246V215H249V213H247V212H243L244 214L242 215ZM252 212H253V214H252ZM252 212L250 211V214H252V215L249 216V217L246 219V221H247L248 219H249L248 222H249V221H252V220L256 221V217H255V216H256L257 212H255V211H252ZM161 213H164V211H163V212H160V214H161ZM167 213H168V212H167ZM208 213H209V212H208ZM239 213H240V212H239ZM239 213L237 214L238 216H239ZM255 213H256V214H255ZM262 213L264 214V212H262ZM198 214H199V213H198ZM216 214H217V212H216ZM226 214H227V213H226ZM226 214H225V215H226ZM233 214H232V215H233ZM143 215H144V214H143ZM156 215H155V216H156ZM162 215H163V214H162ZM196 215H197V214H196ZM230 215H231V214H230ZM230 215H229V216H230ZM240 216H239V217H240ZM252 216H254V218H252V220H251V217H252ZM260 216H261V215H260ZM263 216H264V215H263ZM149 217H152V216L150 215ZM216 217H217V216H216ZM216 217H213V216H212V219L214 218V220H215V219H217ZM226 217H227L226 222H225V220L222 221L223 218H225V217H223V216H222V220L220 219L221 221H218V222L221 223L222 226H218L220 223L217 224V221H216V223H215V222H213V223L217 224V226H218V227H221V228H225V227L229 224L231 227H230V226H227V227H228V228H233V229H234V226H236L237 224H232V225H233V226H232L231 223H228V224L225 225V223H227V221H228V216H226ZM261 217H262V216H261ZM261 217H260V218H261ZM219 218H220V217H219ZM236 218H237V217H236ZM260 218H259V220H260ZM212 219L210 220V222L213 221ZM225 219H226V218H225ZM229 219H230V218H229ZM168 220H169V219H168ZM218 220H219V219H218ZM259 220H258V221H259ZM229 221H231V220H229ZM229 221H228V222H229ZM232 221H233V219H232ZM238 221H239V218H238ZM254 221H252L251 223L249 222L250 225L253 226V224H255V226H256V222H254ZM236 222H237V219H236ZM248 222H247V223H248ZM223 224H224V225H223ZM172 225H174V224H172ZM248 225H249V224H248ZM213 226H215V225L213 224ZM237 226L239 227V228H236V227H235V229H237V230L243 228L242 226H239V224H238ZM252 226H251V227H252ZM171 227H172V226H171ZM240 227H241V228H240ZM247 227H248V226H247ZM213 228H214V227H212V229H213ZM228 228H225V229H228ZM244 228H245V227H244ZM248 228H249V227H248ZM218 229H220V228H217V230H218ZM246 229H247V228H246ZM20 230H21V233H22V235H23L24 238H26L27 240L31 241L32 243H37V244H38V240H37L35 237H33V236H31V235H28V234L24 233V230H22V229H20ZM217 230H216V231H217ZM229 230H230V229H229ZM216 231H215V233H216ZM218 231H220V230H218ZM218 231H217V233H216L217 235H219V234H218ZM222 231H224V229H221V232H220V233H222ZM25 232H26V231H25ZM227 232H228V231L223 232V234H225V233H227ZM215 233H214V234H215ZM177 234H178V233H177ZM223 234H222V235H223ZM217 235H215V236H217ZM222 235H221V239H220V236L216 237V238H218V239H217L218 241H219V239H220L219 243L222 241L223 238H224L225 240H228V239H226L225 237H223ZM226 235H227V234H225V236H226ZM19 236H21V235H19ZM19 236H18V237H19ZM180 237H181V236H180ZM222 237H223V238H222ZM226 237H228V236H226ZM216 238H215V240H216ZM224 239H223V241H225ZM43 240H44V239H43V237L41 236L40 244L43 242ZM217 240H216V241H217ZM222 244H224V242H223ZM224 246H225V245H224ZM224 246H223V247H224ZM217 247H218V246H216V248H217ZM226 248H227V247H226ZM225 251H226V250H225ZM253 252H254V250H253ZM221 253H223V252L221 251ZM221 253H220V254H221ZM227 253H228V252H227ZM230 253H231V252H230ZM230 253H229V254H230ZM232 253H233V252H232ZM225 254H226V253H225ZM253 255H254V256H255V255H258V252L256 251V254H253ZM224 256H225V255H224ZM234 256H235V255H234ZM235 257H236V256H235ZM252 257H253V256H252ZM258 257H259V255H258ZM237 258H238V257H237ZM256 258H257V257H256ZM256 258H255V259H256ZM55 259H57V255H56V254H55ZM240 259H241V258H240ZM240 259H239V260H240ZM100 260H101V259H100ZM100 260H96L95 258H93V256L90 257V258L77 259V257L73 254V257H72V261H73L75 264H119V263H122V264H128L127 262H129V261H127V262L123 263V261L121 262L120 260H105V261H103V260L100 261ZM242 260H244V259H241L240 261H242ZM240 261H239V262H240ZM246 261H247V260H246ZM242 262H243V261H242ZM242 264H243V263H242ZM245 264H246V263H245Z\"/></svg>","mask_w":264,"mask_h":264},{"label":"crops","instance_id":"3","mask_svg":"<svg viewBox=\"0 0 264 264\" xmlns=\"http://www.w3.org/2000/svg\"><path fill=\"white\" fill-rule=\"evenodd\" d=\"M46 160H48V159H46ZM45 160V161H46ZM47 163L49 164V160L47 161ZM80 190H77V193L79 192ZM54 253H56L55 252V250H49V254H48V256L49 257H51V259H54L55 258V254ZM55 260V259H54Z\"/></svg>","mask_w":264,"mask_h":264}]
</instances>
